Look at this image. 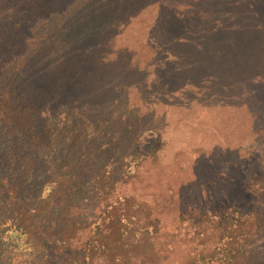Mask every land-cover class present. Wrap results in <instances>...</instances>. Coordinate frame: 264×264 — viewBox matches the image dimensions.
I'll return each mask as SVG.
<instances>
[{
    "label": "trees",
    "instance_id": "1",
    "mask_svg": "<svg viewBox=\"0 0 264 264\" xmlns=\"http://www.w3.org/2000/svg\"><path fill=\"white\" fill-rule=\"evenodd\" d=\"M194 1L0 0V256L9 252L0 264H264L256 254L264 202L188 206L181 223L212 242L169 261L155 209L135 197L109 200L101 182L120 170L110 156L131 168L154 152L142 139L157 132L131 122L130 90L152 89L156 78L166 98L214 80L226 89L235 81L225 77L226 57L264 40V0H208L203 13ZM140 18L145 66L123 42ZM122 135H132L126 151ZM94 164L104 204L91 220L82 176Z\"/></svg>",
    "mask_w": 264,
    "mask_h": 264
},
{
    "label": "rangeland",
    "instance_id": "2",
    "mask_svg": "<svg viewBox=\"0 0 264 264\" xmlns=\"http://www.w3.org/2000/svg\"><path fill=\"white\" fill-rule=\"evenodd\" d=\"M193 3L203 13L211 2L196 0ZM198 23L195 20V25ZM125 33L123 42L137 51L138 62L145 66L150 59L145 44V22L140 18ZM255 43V51L236 60L226 57V65L230 67L225 77L235 80L226 89L222 90L214 80L198 91L193 87L194 90L185 95L166 98L163 93L168 87L156 78L152 89L129 91V116L134 117L131 122L141 129L152 127L157 132L144 135L142 139L145 147H152L154 152L137 164L131 161L132 169L125 164V158L121 159L120 153L110 156L107 164L120 170L101 182L112 189L105 195L107 199L135 197L155 209L166 226L158 246L163 247V255L169 254V261L185 257L192 250L201 251L202 243L212 242H206L208 239L200 229L181 223V212L188 206L207 203L213 208L231 201L241 204V199L249 196L247 200L251 205L264 202V40ZM251 64L254 67H250ZM120 138L124 140L126 151L132 135ZM3 155L6 152L0 148L2 163L5 162ZM98 167V164L91 165L92 175L82 176L88 187L83 195L82 215L91 220L104 204L93 186L92 176ZM122 170L126 173L123 178ZM10 210L5 213L8 215ZM259 238L260 248L256 254L264 255V229ZM3 252L1 260L9 255Z\"/></svg>",
    "mask_w": 264,
    "mask_h": 264
}]
</instances>
